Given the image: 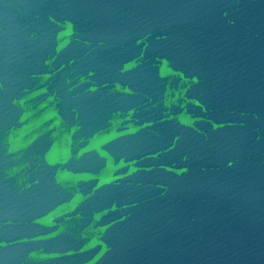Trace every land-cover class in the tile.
<instances>
[{"label":"water","instance_id":"95a60500","mask_svg":"<svg viewBox=\"0 0 264 264\" xmlns=\"http://www.w3.org/2000/svg\"><path fill=\"white\" fill-rule=\"evenodd\" d=\"M0 264H264V0H0Z\"/></svg>","mask_w":264,"mask_h":264}]
</instances>
